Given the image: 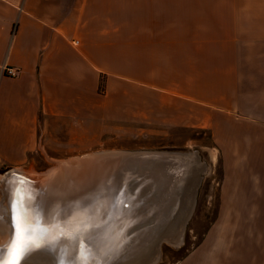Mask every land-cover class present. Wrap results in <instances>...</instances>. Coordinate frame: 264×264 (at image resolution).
I'll list each match as a JSON object with an SVG mask.
<instances>
[{"label": "crops", "instance_id": "crops-1", "mask_svg": "<svg viewBox=\"0 0 264 264\" xmlns=\"http://www.w3.org/2000/svg\"><path fill=\"white\" fill-rule=\"evenodd\" d=\"M233 8L232 35L226 36L224 28L208 34L205 25H195V16L200 22L207 17L191 11L188 0H0V154L34 150L38 138L49 134L50 120L69 127L83 118L97 120L98 101L104 98L123 109L115 99H129L131 87L138 91V120L150 115L211 126L234 117L248 121L249 215L255 234L250 255L253 264H264V2L249 1L242 8L237 0ZM131 9L140 18L136 31ZM136 39L156 42L155 57L164 43L174 57L218 58L221 72L233 74L232 86L211 100L200 93L208 84L192 83L203 81L209 63L200 61L203 71L196 79L187 73L194 66L184 75L163 70L144 52L131 64L130 42ZM5 67L16 74L7 75ZM248 107V116L242 115Z\"/></svg>", "mask_w": 264, "mask_h": 264}, {"label": "rangeland", "instance_id": "rangeland-1", "mask_svg": "<svg viewBox=\"0 0 264 264\" xmlns=\"http://www.w3.org/2000/svg\"><path fill=\"white\" fill-rule=\"evenodd\" d=\"M188 1L193 3L194 9L191 11L202 13L207 17L200 22L195 16V25L202 24L203 27L205 25L204 29L208 34H218V30L224 28L226 36L232 35L231 25H233L235 9L233 3L237 0ZM238 1L242 2V8L247 6L249 1L264 2V0ZM136 16V9H131V24H134L131 29L133 31H136L140 19ZM204 36L207 37V35ZM159 43L161 42H157ZM155 44L154 41L131 40V64L132 61L134 64L138 62L139 53L144 52L147 61L152 60L153 63L154 60L156 64L161 65L163 70L170 71L169 68H171L173 72L184 75L189 68L194 66V71L187 73L196 79L198 72L203 71V68L198 67L200 61L206 66L209 63L211 69L208 68L209 70L207 69L204 75L207 79L204 77L202 82L200 79L192 83L194 87L198 84L199 86L208 84L209 87L200 89V93L203 97L211 96V100L215 98L212 96H216L218 91L232 86L233 74L221 72V61L218 58L182 57L180 53L174 57L173 53L166 50L164 43L159 47L160 53L155 57V53H152ZM190 61L193 63L191 64ZM103 90V84L99 83V93ZM115 100L118 103L122 102L123 109H118L117 105L108 103L106 98L99 100L97 120L83 118L70 127L69 122L54 125L50 120L49 134L38 138V145L34 150L24 154H0V178L11 169L18 170L19 173L32 170V174L46 177L53 171L59 170L60 164L68 163V160L85 154L98 155V158L107 152L113 154L118 152L170 154L175 157L172 159L179 161L178 164L181 167L183 166L181 162L186 161L188 166L182 172L179 171V174L184 176L186 170L188 178L186 177L183 181L177 178L178 182L175 185L179 183L181 187L176 188L173 185L175 191L178 188L179 191L172 202L171 215L168 217L169 212L164 216L166 217L164 221V217L160 216L154 223L147 222L144 225V233L141 234L144 242L141 240L130 249L134 250V255L128 259V264H253L250 242L255 240V234L251 232V216L249 215V138L245 136L249 130L248 121H235L234 117L227 118L228 120L220 119L215 122V126H211V124L205 125L199 121L186 124L185 121L176 123L161 121V119L155 120L150 115H147L146 120H138L137 90L131 87L129 99L123 97ZM146 100L149 103L152 101V96L147 95ZM125 102L129 103L128 107ZM248 112L249 107L246 110L242 109V115L248 116ZM194 113L203 115L204 112L194 109ZM231 115L235 116V113ZM14 157L16 158L12 159ZM171 161L174 162V160ZM51 170L52 172H49ZM136 170L141 171L142 169ZM55 174V172L52 174L54 180L57 178L62 180L65 177L64 169L60 170L59 174ZM144 185L149 192L154 189V184L150 185L148 181ZM129 191L132 193V189ZM146 191H141L140 195L146 196ZM184 199H187L190 205L187 203L186 208H188L184 207L183 210L184 204L181 205V202ZM181 212L188 215L184 216ZM131 226L132 224L129 229L134 232L135 226L133 228ZM149 227H154V230L148 231ZM151 232L155 234L152 236ZM134 235L135 233L130 236ZM2 236L3 232L0 231V244ZM144 237L150 238L145 239ZM44 260L46 259L41 261L44 262ZM26 263L36 264L35 261Z\"/></svg>", "mask_w": 264, "mask_h": 264}, {"label": "bare ground", "instance_id": "bare-ground-1", "mask_svg": "<svg viewBox=\"0 0 264 264\" xmlns=\"http://www.w3.org/2000/svg\"><path fill=\"white\" fill-rule=\"evenodd\" d=\"M159 155L166 157L169 162L165 163L164 160L157 159ZM141 157L140 162H137L140 164L136 167L142 169L141 171H130L126 169V164L123 165L125 167L123 170L118 161L112 165L109 173L104 172L107 159L102 156L97 159L89 158L83 163H79L77 158H74L60 165L62 167L55 171L59 174L60 170L64 169L65 177L62 180L60 178L54 180L51 177L41 178L37 174H32V170L19 173L18 170L11 169L13 171H8L0 178L2 181L0 182V231L3 232L0 245H6L13 235L12 205L19 193L29 198L30 206L38 211L40 227L48 229L50 235L68 234L55 244L33 251L26 257L23 264H27L28 261H35L36 264H59L60 261H64V264H81L82 256L88 257L90 264H128V259L134 255V250L130 249L143 239L141 234L144 233L142 229L144 225L147 222L154 223L157 218L166 216L172 210V202L179 191V188L175 191V186L176 188L180 186L179 183L175 185L178 182L177 178L183 181L188 176L186 170L184 176L179 174V171L182 172L188 166L186 161L181 162L183 165L181 167L178 164L179 161L176 162L177 160L172 159L175 157H170L169 154L150 152ZM153 160L158 163L154 162V168L148 167L146 161ZM118 168H120L119 171H117ZM156 174L159 175L157 177L161 183L155 179ZM137 175L140 178L130 182ZM116 176L119 179H116ZM146 181L150 185L154 184L152 190H156V194L162 192L160 186L166 187V193H160L157 196L160 205L155 204L153 199L148 206L146 202L144 203L146 205L140 206L139 199L137 201V198H134L142 193L139 189ZM129 184L132 187V193L129 191ZM157 186L159 189H156ZM177 198L179 199L178 195ZM187 199L181 202V205L184 204L182 209L188 208H186L187 203L189 204ZM123 204L125 206H122ZM181 213L184 215L183 212ZM136 221L140 222L134 227L133 232L129 226ZM150 230H154V227ZM164 230H166L165 227ZM133 233L135 235L131 237ZM154 234L152 233V236ZM76 236L78 239L73 238ZM43 259H46L45 263L41 261Z\"/></svg>", "mask_w": 264, "mask_h": 264}, {"label": "snow or ice", "instance_id": "snow-or-ice-1", "mask_svg": "<svg viewBox=\"0 0 264 264\" xmlns=\"http://www.w3.org/2000/svg\"><path fill=\"white\" fill-rule=\"evenodd\" d=\"M13 235L6 245H0V264H23L26 257L37 249L57 243L67 233L50 235L38 223V211L29 204V198L17 193L12 205ZM73 238H77L73 237ZM59 264H64L60 261ZM81 264H90L88 257H81Z\"/></svg>", "mask_w": 264, "mask_h": 264}, {"label": "water", "instance_id": "water-1", "mask_svg": "<svg viewBox=\"0 0 264 264\" xmlns=\"http://www.w3.org/2000/svg\"><path fill=\"white\" fill-rule=\"evenodd\" d=\"M143 154L144 153H133V152H131V153H129V152H118V153H105V154H102L101 156L103 157V158H105V159H107V162H105V173H109V170H110V168H112V165L115 163V162H118V161H120L119 162V164H120V168H122L123 170H125V167L123 166L124 164H126V169H128V170H130V171H136V167H138V165L140 164V163H137L138 161H139V159H142V157L141 156H143ZM170 155V154H169ZM98 156V155H97ZM97 156H94V154L92 155V154H85V155H82L81 157H77V160L79 161V163H83L84 161H86V160H89V158H91V159H97L98 157ZM101 156L99 157V158H101ZM115 157H119V159H115ZM170 157H172V155H170ZM109 158H110V160H109ZM157 159H159V160H164L165 161V163L166 162H169V161H167L166 160V157H164V156H162V155H159V156H157L156 157ZM145 159V158H144ZM76 160V159H75ZM69 161V160H68ZM121 161H126V163H121ZM143 161V160H142ZM154 162H155V160H153ZM153 161H146V163H148V167H155V163L153 162ZM140 162V161H139ZM62 164H65V162L64 163H62ZM62 164H60V165H62ZM61 167V166H60ZM120 168H118V170L117 171H119V169ZM52 172V171H51ZM55 172V171H54ZM54 172H52L51 173V175H47L46 177H51V179H52V177L54 176V175H52ZM116 172V171H115ZM119 175L121 174V171H120V173H118ZM117 174V175H118ZM141 174H143V173H141ZM149 175H151V173H149ZM157 176H159L158 174H156V180H158V182H160L161 183V180L160 179H158V177ZM45 176L44 177H41V178H46ZM47 178V179H48ZM140 178V176L139 175H137L136 177H134V178H132L131 180H130V182H132V180L133 181H135L136 179H139ZM88 179H89V177H88ZM87 179V180H88ZM116 179H119L118 178V176H116ZM135 179V180H134ZM154 179V180H155ZM129 189H132V187H131V185L129 184ZM159 186H157V188L156 189H159L160 188V190L162 191V192H160V193H162V194H165L166 193V187H159ZM147 190V187L145 186V185H143L140 189H139V191L141 192V191H146ZM148 192V193H147ZM156 190H152L151 192H149L148 190L146 191V196L144 197V199H142V197L143 196H141V195H139L138 197L136 196V197H134L135 199L137 198V201H138V199H139V202L138 203H140V206L141 205H146V206H148L150 203H151V201H153V199H155V204H158V205H160V202H159V200L157 199V196H159V194L160 193H157L156 194ZM146 202V204H144ZM122 206H125V204H123ZM138 207V206H137ZM171 215V212L169 213V215H168V217ZM164 216H162V218H163ZM161 218V219H162ZM142 219H143V217H142ZM141 219V220H142ZM164 219H165V217H164ZM168 219V218H167ZM183 219H184V216H183ZM139 222L140 221H136L131 227L133 228L134 226H136V225H138L139 224ZM165 225V224H164ZM150 228H152V227H150ZM162 228V227H161ZM160 228V229H161ZM143 229V228H142ZM141 229V230H142ZM149 231V230H148ZM148 231H147V233H148Z\"/></svg>", "mask_w": 264, "mask_h": 264}, {"label": "built area", "instance_id": "built-area-1", "mask_svg": "<svg viewBox=\"0 0 264 264\" xmlns=\"http://www.w3.org/2000/svg\"><path fill=\"white\" fill-rule=\"evenodd\" d=\"M4 72L9 76H14L16 74V70L11 67H5Z\"/></svg>", "mask_w": 264, "mask_h": 264}]
</instances>
